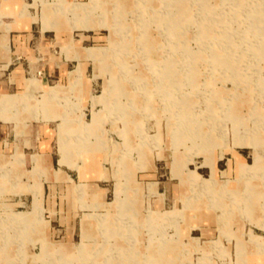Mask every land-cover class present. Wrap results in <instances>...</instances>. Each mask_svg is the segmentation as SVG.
Returning <instances> with one entry per match:
<instances>
[{
  "label": "rangeland",
  "instance_id": "1",
  "mask_svg": "<svg viewBox=\"0 0 264 264\" xmlns=\"http://www.w3.org/2000/svg\"><path fill=\"white\" fill-rule=\"evenodd\" d=\"M69 1L22 15L81 56L72 85L27 73L15 108L75 176L107 179L115 215L89 216L82 252L51 250L42 185L32 205L0 179V264H264V0Z\"/></svg>",
  "mask_w": 264,
  "mask_h": 264
},
{
  "label": "crops",
  "instance_id": "2",
  "mask_svg": "<svg viewBox=\"0 0 264 264\" xmlns=\"http://www.w3.org/2000/svg\"><path fill=\"white\" fill-rule=\"evenodd\" d=\"M26 1L0 0V104H3L0 109V179L4 183L17 184L21 193H27L19 198L31 199L32 205L34 197L30 188L36 182L42 185L43 239L51 250L63 248L70 253L83 240L87 244L86 241L97 236L99 225L90 215L110 214L113 217L115 214L99 212L102 207L111 206V202L106 200L109 190L101 183L107 179H91L96 173L88 177L86 172L87 180H82L79 174L75 176L73 168L60 164V152L59 158H56L51 129L47 125L40 126L36 140L30 137V131L26 129L29 127L27 118L22 120L18 116L23 109L17 110L15 104L23 102L21 95L27 93V81L32 79L27 78V73L34 74L44 89L59 87L63 90L67 85H72L70 72L82 62L81 56L76 53L72 60L77 62V66L69 70L71 51L67 53L65 47L70 43H63L64 38L60 36L62 30L42 31L41 24V32L36 35V21L32 20L31 14L22 15L25 8L31 7ZM56 47H59V51ZM77 55L80 60L76 58ZM50 83L56 84L52 86ZM43 92L34 91V95L36 97V93H42V98ZM47 116L51 118L52 115ZM4 117L8 119L3 120ZM37 157L40 160L38 163ZM4 173L6 177L2 176ZM81 184L84 185L83 194L78 193ZM84 219L87 238H83ZM92 220L96 222L95 226Z\"/></svg>",
  "mask_w": 264,
  "mask_h": 264
},
{
  "label": "bare ground",
  "instance_id": "3",
  "mask_svg": "<svg viewBox=\"0 0 264 264\" xmlns=\"http://www.w3.org/2000/svg\"><path fill=\"white\" fill-rule=\"evenodd\" d=\"M260 13V12H259ZM262 19V18H261ZM264 20V19H263ZM259 21H261V20H259ZM262 22V21H261ZM1 107H2V105H1ZM195 134V133H194ZM86 244H84V242L81 244V246H79V252H82L83 251V247L85 246ZM85 248V247H84ZM86 250V249H85ZM164 252V251H163Z\"/></svg>",
  "mask_w": 264,
  "mask_h": 264
}]
</instances>
